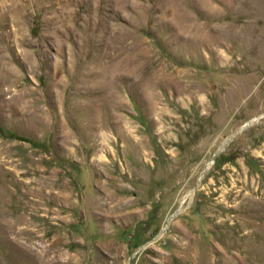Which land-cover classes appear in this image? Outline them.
Masks as SVG:
<instances>
[{
    "label": "rangeland",
    "instance_id": "obj_1",
    "mask_svg": "<svg viewBox=\"0 0 264 264\" xmlns=\"http://www.w3.org/2000/svg\"><path fill=\"white\" fill-rule=\"evenodd\" d=\"M0 264H264V0H0Z\"/></svg>",
    "mask_w": 264,
    "mask_h": 264
},
{
    "label": "water",
    "instance_id": "obj_2",
    "mask_svg": "<svg viewBox=\"0 0 264 264\" xmlns=\"http://www.w3.org/2000/svg\"><path fill=\"white\" fill-rule=\"evenodd\" d=\"M247 125V123H245L244 125H242L239 129H243L245 126ZM164 230V228L161 230V232Z\"/></svg>",
    "mask_w": 264,
    "mask_h": 264
}]
</instances>
